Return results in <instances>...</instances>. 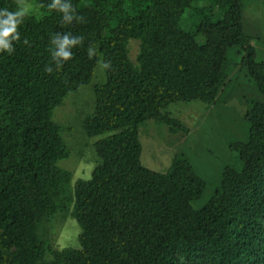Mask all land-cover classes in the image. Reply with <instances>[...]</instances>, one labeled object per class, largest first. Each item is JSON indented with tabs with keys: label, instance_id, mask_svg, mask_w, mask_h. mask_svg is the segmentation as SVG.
Segmentation results:
<instances>
[{
	"label": "trees",
	"instance_id": "1",
	"mask_svg": "<svg viewBox=\"0 0 264 264\" xmlns=\"http://www.w3.org/2000/svg\"><path fill=\"white\" fill-rule=\"evenodd\" d=\"M24 1L0 0L10 11L29 8L19 41L9 39L14 51L0 52V264H264V59L245 0H61L67 12L50 8L53 0ZM65 35L83 40L57 68L54 41ZM100 62L104 79L82 121L98 136V161L71 185L58 165L69 148L53 113ZM239 75L250 96L234 86ZM228 86L249 96L240 98L245 139L229 144L238 167L224 166L195 209L204 179L180 154L166 172L145 167L139 128L154 120L181 139L189 128L168 106H212L231 95ZM59 213L77 220V247L39 233Z\"/></svg>",
	"mask_w": 264,
	"mask_h": 264
},
{
	"label": "rangeland",
	"instance_id": "2",
	"mask_svg": "<svg viewBox=\"0 0 264 264\" xmlns=\"http://www.w3.org/2000/svg\"><path fill=\"white\" fill-rule=\"evenodd\" d=\"M23 3L36 6L32 0ZM243 15L249 31L256 32L252 44L256 48L257 58L264 59V0H245ZM132 41L130 54L134 58L138 42ZM230 58L233 64L236 60ZM101 71L100 62L91 81L69 94L63 105L55 108L53 113V120L61 127L62 138L69 148V156L60 160L58 165L72 173L71 185L79 179H89L98 161L94 147L98 136L89 137L82 128V121L92 111L93 87L104 79V76L97 74ZM238 77L240 79L234 85L237 91L250 96L246 80L243 82L242 75ZM231 89L232 86L227 87V91ZM249 96L240 97L233 90L231 95L224 96L212 106L199 100L170 104L167 111L184 122L189 133L177 140L164 124L154 120L145 122L139 128L141 163L151 170L166 172L175 156L180 154L185 157L206 183L202 196L192 203L195 209L203 207L218 187L224 166L238 167L237 154L229 149V144L245 139L246 123L242 114L245 104L240 98L247 99ZM80 230L74 217L59 213L45 222L39 233L47 236L58 248L77 247Z\"/></svg>",
	"mask_w": 264,
	"mask_h": 264
},
{
	"label": "clouds",
	"instance_id": "3",
	"mask_svg": "<svg viewBox=\"0 0 264 264\" xmlns=\"http://www.w3.org/2000/svg\"><path fill=\"white\" fill-rule=\"evenodd\" d=\"M50 8H60L62 11L67 12L69 5L62 4L61 0H53V3L49 5ZM29 13V8L18 7L15 11H10L7 8H0V52H5L11 54L14 49L9 43V39L17 40L20 39V34L17 31L18 26L22 25V20ZM58 35V34H57ZM83 37H76L74 39H69L68 35H65L63 39L54 41L58 44V51L53 54V57H59L57 61V68H59L64 61H68L72 58L73 53L69 49L73 45L81 43ZM95 54V50L89 48L88 55L91 58ZM46 71L51 73L52 68H46Z\"/></svg>",
	"mask_w": 264,
	"mask_h": 264
}]
</instances>
